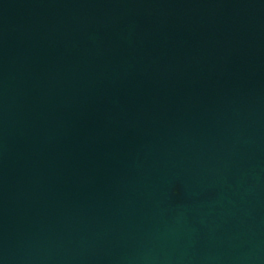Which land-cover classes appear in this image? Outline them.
Instances as JSON below:
<instances>
[{"label": "water", "instance_id": "water-1", "mask_svg": "<svg viewBox=\"0 0 264 264\" xmlns=\"http://www.w3.org/2000/svg\"><path fill=\"white\" fill-rule=\"evenodd\" d=\"M0 264H264V0H0Z\"/></svg>", "mask_w": 264, "mask_h": 264}]
</instances>
